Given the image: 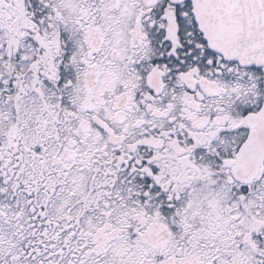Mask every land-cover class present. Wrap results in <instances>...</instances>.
<instances>
[{"label":"snow or ice","instance_id":"obj_1","mask_svg":"<svg viewBox=\"0 0 264 264\" xmlns=\"http://www.w3.org/2000/svg\"><path fill=\"white\" fill-rule=\"evenodd\" d=\"M0 264H264V0H0Z\"/></svg>","mask_w":264,"mask_h":264}]
</instances>
